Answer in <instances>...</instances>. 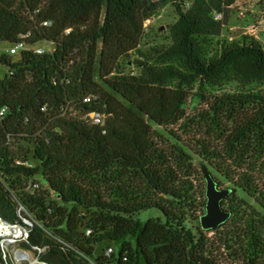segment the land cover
Instances as JSON below:
<instances>
[{"label":"trees","instance_id":"trees-1","mask_svg":"<svg viewBox=\"0 0 264 264\" xmlns=\"http://www.w3.org/2000/svg\"><path fill=\"white\" fill-rule=\"evenodd\" d=\"M238 1L0 0V43L30 34L28 45L56 44L45 55H0L8 68L0 79V111H8L0 121V166L16 178L41 173L47 182L34 194L17 179L11 185L35 221L23 249L42 250L35 251L40 263L224 264V250L242 264H264V217L255 209L241 213L232 202L229 223L209 232L220 235L219 245L188 225L207 202L195 186V156L264 208V46L247 35L223 36ZM170 4L178 13L170 44L142 51L145 22ZM215 12L224 13L223 22ZM230 84L241 90L206 95ZM194 89L208 109L190 118ZM88 95L100 100L86 104ZM69 101L108 114L106 128L62 118ZM201 123L208 143L219 141L221 149L201 139L188 145L173 130ZM7 136L33 145L34 169L11 167ZM17 204L0 185L2 219L22 223ZM150 209L164 221L136 218Z\"/></svg>","mask_w":264,"mask_h":264},{"label":"rangeland","instance_id":"rangeland-1","mask_svg":"<svg viewBox=\"0 0 264 264\" xmlns=\"http://www.w3.org/2000/svg\"><path fill=\"white\" fill-rule=\"evenodd\" d=\"M181 1L185 2L186 4H190L193 2V0H181ZM263 11H264V0H239L236 3V5L233 7V13L231 14V17L228 20L227 25H225L224 27L223 36L229 39H240L244 35L246 28L248 26L255 25L261 20L264 21V13L262 14ZM154 17L155 19L150 24H148L147 27H145L144 29V35H143V39H142L141 46H140V49L142 51L145 49H149L150 47L155 46V45L170 44L171 41H170L169 29L178 20L177 9L175 8L173 4H170L165 9L157 13ZM41 45L47 49L50 48V45L48 44L41 43ZM9 48H10V45H8L7 43H0V55L5 53ZM137 59H139V54L138 53L133 54L132 60H137ZM129 67H130L129 71L134 72V73L138 72L136 66H134L133 64H131ZM7 73H8V68L0 64V79H2ZM255 88L258 89L259 87H255ZM239 90H241V87H239L236 84H230V85L223 86L220 89V91L208 90L206 95L210 94L214 96V95H217L218 93L219 94L230 93V92L239 91ZM196 93H197V89H194L190 95V98L186 106V113L190 118L197 117L200 111L208 109L205 102H202L200 99L194 97ZM206 124L201 123L200 125L189 126V128L185 131L186 133L182 132L181 129L177 131L178 127H174L173 130L174 132L178 133L179 136L188 145H194L195 144L194 140L201 139V142L204 143L205 148H208V145H209L210 148L216 147L218 149H221V145L219 141H215L211 139L210 140L211 142L208 143L207 135H206V129L208 128V126ZM224 127L227 129L228 123H225ZM153 129L159 132V128L157 126L153 125ZM23 147L25 148L26 153H30L33 145L29 142V143L24 144ZM201 164H205L209 168L214 179L220 183L221 188H236L232 184H230L227 180H225L223 178V175L215 172L213 168L210 167L206 162H204L200 156H195L194 165L198 167V171H199V175H197L195 179V186L198 187L199 190L203 189L204 192L206 191V182H205V179L201 171ZM35 179L42 184L44 181V176L40 173L35 176ZM234 195H236V199H232V201L231 200L227 201L229 199L227 198L225 202L223 203L225 209L230 210L229 206H231L233 202L234 205L238 207V210L242 209L241 213L247 211L248 208L251 207L264 217V208L259 203L256 202L255 198H252L251 196H249L248 194L244 193L242 190H239V189H237ZM242 202L246 203V205L242 204ZM197 215L200 216L201 218L203 214L198 213ZM136 218L141 223H145L149 219H153V218L164 221V216L162 215L160 211L156 209L142 211L137 215ZM200 220L201 219H199L198 221H194V220L189 221L188 223L189 227L197 229V232L202 231ZM227 230L228 232L232 233L236 231L237 228L231 227ZM206 233L208 234L209 239H213L216 244L219 243L220 235L215 236L213 233H209V232H206ZM24 243L25 241L21 239L15 245H13V247H16L15 250H13L14 264H20V263L30 264V262L32 264H43V263H40V261L38 260V253L35 252V249L33 250L23 249ZM105 246L106 245L102 246L101 250H103ZM230 247H232V242L230 243ZM20 249L21 251H24V252H30L33 255L34 260L30 258L31 257L30 254L25 255L27 257L26 261L25 260L21 261V259H18L17 254H18V251H20ZM36 251H39V250L37 249ZM232 252L233 251H230V253ZM218 258L224 264H242L241 262H239V260L236 261V258L232 256L230 257L228 255V252H225L224 250L223 252L222 250L220 251V255ZM3 263L7 264L5 262ZM8 264H13V263L8 262Z\"/></svg>","mask_w":264,"mask_h":264},{"label":"built area","instance_id":"built-area-1","mask_svg":"<svg viewBox=\"0 0 264 264\" xmlns=\"http://www.w3.org/2000/svg\"><path fill=\"white\" fill-rule=\"evenodd\" d=\"M190 5V4H188ZM264 11L262 12V14ZM244 16V15H242ZM214 20L217 22H223L225 17L223 12H215L213 14ZM155 17H151L145 22V27L150 24ZM45 27H51V22L43 23ZM72 32V29H66L64 34L69 36ZM244 35L250 36L255 38L264 46V21L261 20L255 25H250L246 28ZM30 38V34L23 35L20 38V42L14 45H11L10 48L6 51L7 54L11 56H19L23 52H32L36 55H45L47 53H53L56 51V44H50V48L47 49L43 47L41 44L36 45H28L25 41L26 39ZM233 40V39H231ZM49 45V44H48ZM10 75H14L11 71ZM56 82V79H54ZM69 83V80H66V84ZM100 100L98 95H88L84 98V103L91 104L97 103ZM77 106L73 104L71 101L66 102L61 107L60 115L62 118L75 120L79 122L86 123L91 126H96L99 128H106L107 123L110 119V116L102 111H90L87 112L85 110L76 109ZM40 111L42 113L48 112L47 106H42ZM7 108H4L0 111V121L4 120V117L7 115ZM51 122V121H50ZM41 132L38 133V135ZM50 140H48V144ZM26 144L23 141L14 140L11 136H7V146L9 151L14 154L12 157V164L11 167L15 169H34L37 165L36 159L33 158V147L31 149V153H26L25 148L23 145ZM25 152V153H24ZM17 179L18 185L21 189L29 192L31 194L36 193L42 188V184L35 179V176L27 177L21 175L19 177H15V175H10L5 171V167L0 166V185L5 188L7 191L11 192L12 196L17 200V214L22 220V223L13 224L10 223L0 216V263L4 264L3 262L7 263L12 262L13 260V250L16 247H13L18 241L23 239L25 243H28L29 239V232L30 228H32L35 224V221L32 217V214L29 213L27 208L20 202L17 198L15 191L12 188V181ZM89 234V232H88ZM9 242V243H8ZM19 249V248H18ZM35 251L38 249L37 247L34 248ZM21 250V249H20ZM39 252L42 250L38 249ZM112 252L111 249L107 251V255H110Z\"/></svg>","mask_w":264,"mask_h":264},{"label":"water","instance_id":"water-1","mask_svg":"<svg viewBox=\"0 0 264 264\" xmlns=\"http://www.w3.org/2000/svg\"><path fill=\"white\" fill-rule=\"evenodd\" d=\"M201 171L206 182L205 198L207 200L205 212L201 217V227L205 232H215L224 228L233 212L224 208V201L231 195L235 194L236 188H221L209 168L205 164H201ZM47 182L43 181V185ZM45 264V263H43Z\"/></svg>","mask_w":264,"mask_h":264},{"label":"bare ground","instance_id":"bare-ground-1","mask_svg":"<svg viewBox=\"0 0 264 264\" xmlns=\"http://www.w3.org/2000/svg\"><path fill=\"white\" fill-rule=\"evenodd\" d=\"M9 243V242H8ZM15 255V254H14ZM18 256V259H21V261H26L27 259V257L25 256L26 255V252H24V251H18V254H17ZM15 258H16V256H15ZM20 264H23V263H20ZM30 264H32L31 262H30Z\"/></svg>","mask_w":264,"mask_h":264},{"label":"flooded vegetation","instance_id":"flooded-vegetation-1","mask_svg":"<svg viewBox=\"0 0 264 264\" xmlns=\"http://www.w3.org/2000/svg\"><path fill=\"white\" fill-rule=\"evenodd\" d=\"M225 202V201H224Z\"/></svg>","mask_w":264,"mask_h":264}]
</instances>
